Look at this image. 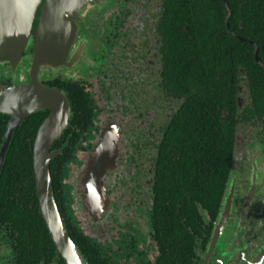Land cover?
Returning <instances> with one entry per match:
<instances>
[{"label": "flooded vegetation", "instance_id": "obj_1", "mask_svg": "<svg viewBox=\"0 0 264 264\" xmlns=\"http://www.w3.org/2000/svg\"><path fill=\"white\" fill-rule=\"evenodd\" d=\"M45 1L34 4V21ZM67 5L70 46L62 62L37 71L70 110L50 144L51 183L69 235L67 223L117 264H263L264 109L256 110L252 65L237 63L235 42L218 41L217 9L201 2L182 19L170 0ZM30 53L27 45L15 67L8 54L1 58L2 84L29 79ZM38 111L34 136L50 109ZM190 129L200 133L198 159L179 145ZM9 229L0 224V264H19L22 249ZM20 243L30 264H44L30 241Z\"/></svg>", "mask_w": 264, "mask_h": 264}, {"label": "water", "instance_id": "obj_2", "mask_svg": "<svg viewBox=\"0 0 264 264\" xmlns=\"http://www.w3.org/2000/svg\"><path fill=\"white\" fill-rule=\"evenodd\" d=\"M30 1L32 3L28 9L25 2ZM37 1L0 0V63L8 54L11 67H15L21 59V51L27 45L31 51L29 79L26 81V77L18 75L8 86L0 82V112L10 116L0 143V171L14 129L29 113L48 107L50 113L38 126L31 149L37 203L55 250L63 262L65 264H87L69 235L58 211L50 177V159L53 156L50 144L59 136L67 123L70 112L68 101L62 92L44 86L38 79L37 71L41 65L54 67L60 61L62 62L61 57L68 45L70 46L73 35L69 34L67 37L70 28L62 14V7H69L67 5L69 0H46L42 5L41 15L34 21V11L37 7L34 4ZM78 7L71 6L70 9ZM241 38L244 39V37ZM249 41L254 44V57L258 60L256 43L253 40ZM226 211L225 205L223 215ZM218 229L217 226L211 245L218 236Z\"/></svg>", "mask_w": 264, "mask_h": 264}, {"label": "trees", "instance_id": "obj_3", "mask_svg": "<svg viewBox=\"0 0 264 264\" xmlns=\"http://www.w3.org/2000/svg\"><path fill=\"white\" fill-rule=\"evenodd\" d=\"M215 7L217 2V22L219 24V39L220 43L235 42L236 61L240 64L252 65V80H253V97L256 100V110L259 112L264 109L261 105L264 102V67L259 61L264 64V0H170L172 10L179 18H191L193 9L198 3ZM187 14L184 9L189 7ZM231 12L227 15V12ZM229 14V13H228ZM178 24L177 19H172ZM225 20L228 23V28L237 33V37L226 33ZM181 22L182 20L179 19ZM213 22V20H211ZM240 36V37H238ZM244 37L245 39L241 38ZM246 38H251L257 46V59L253 54L254 44H250ZM170 40H176L174 33H172ZM249 50V57L244 55L242 51ZM195 110V108L193 109ZM4 114L0 113V134L5 128ZM41 113L36 111L27 116L24 121L19 124L13 131L9 148L5 154L2 171L0 174V224H8L10 233H15V241L21 247V258L19 264H30L28 256L24 252V247L20 242L24 240L30 241L32 247L36 251L38 258H43L44 264H64L62 258L56 253L55 247L52 243L51 237L40 215L35 193L33 168H32V141L35 129L41 120ZM2 135V134H1ZM200 133L198 130H189V132L181 131L179 137V145L183 154L190 153V156L199 154L197 147L199 144ZM191 162V157L187 162H183V167ZM192 182V183H190ZM194 179H189L188 186L199 189L198 183ZM204 182V181H199ZM207 182V181H205ZM208 183V182H207ZM206 185V184H205ZM181 186V184H180ZM220 187V183H219ZM216 190L212 189V193ZM62 211V210H61ZM63 212V211H62ZM73 241L76 243L78 249L84 256L87 264H117L108 259L107 253L100 245L93 244L90 239L70 227ZM165 233H167L165 231ZM171 239L181 240V238L191 240L193 238L191 233L174 232Z\"/></svg>", "mask_w": 264, "mask_h": 264}, {"label": "rangeland", "instance_id": "obj_4", "mask_svg": "<svg viewBox=\"0 0 264 264\" xmlns=\"http://www.w3.org/2000/svg\"><path fill=\"white\" fill-rule=\"evenodd\" d=\"M264 264V263H263Z\"/></svg>", "mask_w": 264, "mask_h": 264}]
</instances>
